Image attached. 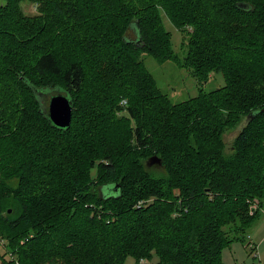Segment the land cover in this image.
<instances>
[{
    "label": "trees",
    "instance_id": "obj_1",
    "mask_svg": "<svg viewBox=\"0 0 264 264\" xmlns=\"http://www.w3.org/2000/svg\"><path fill=\"white\" fill-rule=\"evenodd\" d=\"M161 12L186 34L182 57ZM143 51L186 68L198 94L171 102ZM214 72L224 85L203 91ZM45 91L71 100L68 127L48 119ZM252 198L264 0H0V264H222Z\"/></svg>",
    "mask_w": 264,
    "mask_h": 264
},
{
    "label": "rangeland",
    "instance_id": "obj_2",
    "mask_svg": "<svg viewBox=\"0 0 264 264\" xmlns=\"http://www.w3.org/2000/svg\"><path fill=\"white\" fill-rule=\"evenodd\" d=\"M21 9L26 15H34L36 13L35 5L32 2H22ZM161 19L165 30L170 34V45L173 51L182 57L184 52L182 44L186 41V34L177 29L163 12H161ZM139 58L153 76L157 86L167 94L171 102L177 103L198 94L199 85L194 76L186 68L178 67L171 60L160 61L144 51L140 52ZM224 82V77L221 72L211 73L202 85V90L206 92L211 91L212 89L223 86ZM51 94L48 91L43 92V95L47 97ZM43 103L45 104V102ZM46 103L48 105V100ZM120 105H126L125 99L120 101ZM237 129H228L224 133L226 153L231 151V143L237 133ZM153 155L148 157L146 164L150 167L161 165V160L159 164L150 162V157ZM157 171H155L157 174L161 173V169L157 168ZM94 175V170H92V176ZM247 202L248 212L250 214L256 212L257 215L251 227L244 235L243 240H235L229 245L224 246L221 251L222 264H264V200L260 204L256 198L249 199ZM142 260H144L143 264L154 263L157 261V256L154 255L150 261L146 258H142ZM125 263L135 264V259L128 256Z\"/></svg>",
    "mask_w": 264,
    "mask_h": 264
},
{
    "label": "water",
    "instance_id": "obj_3",
    "mask_svg": "<svg viewBox=\"0 0 264 264\" xmlns=\"http://www.w3.org/2000/svg\"><path fill=\"white\" fill-rule=\"evenodd\" d=\"M47 117L51 123L57 127L66 128L70 125L72 117V104L66 94H63V92H57L50 95L47 105ZM150 162L159 164L160 158L153 155L150 157Z\"/></svg>",
    "mask_w": 264,
    "mask_h": 264
},
{
    "label": "built area",
    "instance_id": "obj_4",
    "mask_svg": "<svg viewBox=\"0 0 264 264\" xmlns=\"http://www.w3.org/2000/svg\"><path fill=\"white\" fill-rule=\"evenodd\" d=\"M0 243L4 244V240L0 239ZM143 263H144V260L140 259V264H143Z\"/></svg>",
    "mask_w": 264,
    "mask_h": 264
}]
</instances>
